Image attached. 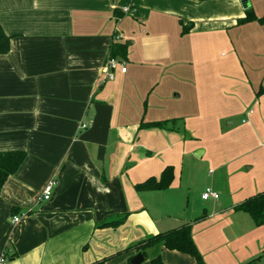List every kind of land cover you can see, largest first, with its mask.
<instances>
[{
    "label": "crops",
    "instance_id": "crops-1",
    "mask_svg": "<svg viewBox=\"0 0 264 264\" xmlns=\"http://www.w3.org/2000/svg\"><path fill=\"white\" fill-rule=\"evenodd\" d=\"M248 8L264 16V0H0V151L26 154L0 191L4 264H92L186 223L205 264H264V223L235 209L264 192V22L237 24ZM114 43L126 70L103 79ZM166 166L167 187L135 189Z\"/></svg>",
    "mask_w": 264,
    "mask_h": 264
},
{
    "label": "trees",
    "instance_id": "trees-1",
    "mask_svg": "<svg viewBox=\"0 0 264 264\" xmlns=\"http://www.w3.org/2000/svg\"><path fill=\"white\" fill-rule=\"evenodd\" d=\"M264 22L263 17H257L253 10L248 8L245 11V15L237 20V24H244L250 21ZM185 27H183V32ZM10 37L5 34L0 26V54H4L9 51ZM110 57L123 60L126 57V44L114 43L110 48ZM148 127H162L163 122H155L143 124ZM26 154L22 150L13 151H0V191L11 174L15 173ZM173 177V169L171 166H166L159 177H150L143 182L135 184L137 191H152L159 190L167 187ZM15 211L17 210L16 208ZM235 209L248 213L257 225L264 223V192L258 193L243 202L237 204ZM14 213V211L12 212ZM122 222L121 220L103 222L101 225H114ZM155 243H160L163 247L170 251H175L183 255L191 257L197 264H205L194 241L191 233L190 223L181 225L178 228L170 229L164 232L156 233L146 239L133 244L132 246L118 251L110 257L103 258L92 264H106L107 260L111 257L121 255L125 251H133L134 253H142L146 255V250L152 247ZM149 264H164L160 255H157L149 260Z\"/></svg>",
    "mask_w": 264,
    "mask_h": 264
},
{
    "label": "built area",
    "instance_id": "built-area-1",
    "mask_svg": "<svg viewBox=\"0 0 264 264\" xmlns=\"http://www.w3.org/2000/svg\"><path fill=\"white\" fill-rule=\"evenodd\" d=\"M129 11H130L129 7L123 8L124 13H127ZM119 68H120L121 72H125V70H126V67L124 66L123 62H121V60L109 56L107 58V60L105 61V63L103 64V67H102L103 79H113L114 78V71L116 69H119ZM90 123H91V121H90ZM81 126L86 127L87 124L82 123ZM55 184H56V181L54 179H50L49 181H47V183L44 185V187L42 189V192L37 196V201L41 202V201L48 200L51 196L52 189H53V186ZM218 196H219V194L210 188H206L204 190V192L201 194V198L204 200H206L208 198L217 199ZM24 215H25V213L15 214L12 216V220L14 222H18L22 218V216H24ZM6 261H7L6 254L2 253L0 256V264H4Z\"/></svg>",
    "mask_w": 264,
    "mask_h": 264
},
{
    "label": "rangeland",
    "instance_id": "rangeland-1",
    "mask_svg": "<svg viewBox=\"0 0 264 264\" xmlns=\"http://www.w3.org/2000/svg\"><path fill=\"white\" fill-rule=\"evenodd\" d=\"M220 136L221 135H219V137L218 136H211V137H213V139H218L219 138L218 140L220 141ZM261 163L264 164L263 161ZM249 166H251V164H245V165H243L241 167V170H243V172H245V173L248 172V174L251 175V174H253L255 172L256 169L254 170L253 168H248ZM205 174H207V171L205 172ZM191 198H194V196L192 195ZM191 207L192 206H191V199H190V204H189V206L187 208L190 212L192 211ZM155 255H156V252H154L153 250H147V256L145 258L146 262H148L151 258L155 257Z\"/></svg>",
    "mask_w": 264,
    "mask_h": 264
},
{
    "label": "water",
    "instance_id": "water-1",
    "mask_svg": "<svg viewBox=\"0 0 264 264\" xmlns=\"http://www.w3.org/2000/svg\"><path fill=\"white\" fill-rule=\"evenodd\" d=\"M199 154H201V150L198 152H195V156L199 157ZM144 260V256L142 253H137L136 255H134L131 260H130V264H140L142 261Z\"/></svg>",
    "mask_w": 264,
    "mask_h": 264
}]
</instances>
